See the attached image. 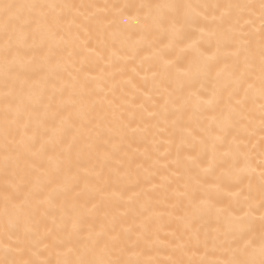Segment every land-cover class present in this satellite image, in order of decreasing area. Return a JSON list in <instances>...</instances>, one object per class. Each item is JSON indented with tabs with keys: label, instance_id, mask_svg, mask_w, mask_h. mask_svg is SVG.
Masks as SVG:
<instances>
[{
	"label": "snow or ice",
	"instance_id": "snow-or-ice-1",
	"mask_svg": "<svg viewBox=\"0 0 264 264\" xmlns=\"http://www.w3.org/2000/svg\"><path fill=\"white\" fill-rule=\"evenodd\" d=\"M209 14L213 23L203 26L201 38L209 43L215 40L217 52L230 45L231 64L219 68L217 55L189 45L196 52L194 72L177 71L173 76L174 66L155 48V41L166 36L168 47H172L187 38L185 26L200 27L201 18L207 20ZM82 33L95 41V47H89ZM84 52L88 53L84 59L108 66L135 60L142 52L148 54L141 64L158 61L149 70L151 87L163 101L159 110H147L143 103H124L147 110L160 131L171 129L169 139L163 142L175 145V158L170 160L174 168L146 155L151 165L143 173L146 183L163 191V203H168L171 192L176 198L172 207L183 213L169 214L180 232H171L173 239L162 245L167 250L166 260L151 255L160 252L162 226L155 227L158 217L150 199L141 204L143 218L135 226L118 228L117 218L112 217L99 229L89 228L87 234L82 230L84 217L90 214L79 203V198L91 191L87 177L95 176L99 183L112 158V152L99 145L111 144L114 133L123 134L131 128L123 119L127 109L110 99L103 87H91L87 75L81 80L69 72L68 81L60 76L69 68L81 72L76 57ZM37 67L40 72L30 74ZM142 79L149 83L147 75ZM126 83L133 93L145 95L135 81ZM193 83H200L208 94H186V86ZM114 90L115 85L110 89L113 95ZM225 93L227 99L222 102ZM98 105L103 117L97 112ZM109 110L111 120L101 124L100 118H106ZM75 120L80 121L79 126ZM192 121L201 130L199 138L193 135ZM86 127L89 135L83 138L81 129ZM73 128L71 139L66 140V133ZM234 130L243 131L248 142L241 143L238 135H232ZM131 131L144 130L137 127ZM185 148L196 149V154ZM85 152L95 163L81 176L79 160ZM29 157L33 158L31 179L22 188L17 183H22L20 165ZM0 177V235L15 241L0 247V264H53L50 258L41 259L45 251H55V264H264V0L199 4L131 0L105 5L0 0ZM130 177L123 162L109 168V178L116 182ZM155 177H159L158 184ZM139 179L138 174L137 182ZM226 183L232 192L227 209L219 206ZM237 188L239 191H234ZM97 192L103 198L104 190ZM60 196L65 201L59 222L53 219L57 227L40 236V216L54 207ZM112 196L122 198L115 191ZM200 221L205 222L203 230L195 227ZM210 241L213 253H219L212 260L207 259L206 251ZM40 244L44 251L39 250ZM201 248L205 256L197 259L195 254Z\"/></svg>",
	"mask_w": 264,
	"mask_h": 264
},
{
	"label": "bare ground",
	"instance_id": "bare-ground-1",
	"mask_svg": "<svg viewBox=\"0 0 264 264\" xmlns=\"http://www.w3.org/2000/svg\"><path fill=\"white\" fill-rule=\"evenodd\" d=\"M22 2V0H19ZM41 2H55V3H92L98 5L105 4H123L125 2H131V0H41ZM134 2H141V0H134ZM144 2H148V0H144ZM151 2H159V0H151ZM181 2H191L195 4L199 3H227V2H258V0H181ZM111 16V14H109ZM211 14L207 20L201 18L200 27H190L185 26L184 32L186 33L185 39L179 40L174 46L168 47V39L166 36H161L155 41V48L160 50L161 54L165 57V59L170 62L174 67L172 69L173 76L176 75L177 71L186 72L190 69L194 72V67L192 64L193 58L196 55L194 48H189V45H195L200 48V50L208 49L209 55H217L219 59V68H224L225 64H231V57L229 53V46H224L223 50L217 52L216 42L213 40L211 43L208 42L206 38L202 39L203 34V26L205 24H212ZM115 27V26H114ZM256 27L259 28V23L257 22ZM82 39L87 40L89 47H95V41L89 39L84 36L83 33ZM148 54L147 52H142L135 60H119L114 62L112 65L108 66L103 63H94L92 59H84L88 56V53H81L76 57V66L78 68H82V71L76 73L74 69L69 68L68 71H63L60 73V76L68 81L71 79L69 76V72H72L73 75H78L81 80L85 78V75L89 78L90 86L93 88L103 87L106 92H109V98L114 99L118 105H123L127 111L124 112V121L126 123H130L131 128L125 129L124 133H114L111 136L112 143L108 145H99L101 149L107 148L108 151L112 152V158L108 161V165L103 169L102 177L97 182V178L95 176H88L87 180L89 182L90 192H87L85 195L79 198V203L82 208L86 207L87 210H90V214H86L84 217V222L81 227L85 234H87L89 228L99 229L102 224H107L108 221L112 219V217L117 218V227L119 228L121 225L135 226L139 224L142 216V208L141 204L146 200H151V206L155 210L156 217H158V223L155 227H161L162 230L159 231L158 235L160 238V243L158 247H160V252L157 253L153 251L151 253L152 256L166 260L168 257L165 254L167 251L162 247L163 244H166L169 240H172L173 237L170 235L171 232L175 231L177 235H179L180 230L177 227L175 220L170 217V213L183 214L182 210L179 208L174 209L172 204L175 203V196L171 192L167 194L168 203H163L165 200V194L159 188H153L152 184H148L143 179L144 168L150 167L151 161L146 159V155H150L153 158H159L161 164L168 163L169 168H174V165L170 164V160L175 158L176 150L175 145H169L163 141L169 139L170 134V126L169 132H162L156 126L157 121L149 115L147 110H159L160 105L163 103L160 96L156 93V91L151 87V81L153 79L152 71L149 70L150 66L155 67L158 63L157 60L152 61H144V55ZM83 63L81 64V61ZM101 69H104L103 74H101ZM40 69L37 67L33 73L30 74H38ZM139 73V75H137ZM147 75L148 84H145L142 79L143 76ZM215 72H213V76ZM93 76L99 77L97 80H92ZM129 79L135 81L140 89L145 92V95L141 96L139 93H133V90L126 83ZM157 79H159L157 77ZM56 83H59V79L57 78ZM113 85H115L114 95L110 91ZM211 85H208L210 88ZM188 91H191L193 94L199 93L201 96H206L208 94L206 88H202L200 83H193L191 85L186 86V94ZM51 92V85H49V93ZM99 95L102 97L104 95L103 92H100ZM67 98V94H65V99ZM59 96H57V102H59ZM227 94L225 93L222 98V102L226 101ZM124 101H133L134 104H144V108L147 110H142L137 107L129 108L128 104H125ZM255 115L258 117L259 112V104L255 105ZM97 112L101 113V117H103V110L100 106H97ZM135 113V116H132L131 113ZM111 120L110 110L109 114L106 118H100L101 124H106ZM184 123H189L188 116H184ZM207 120L204 121L205 125L207 124ZM77 126H79L80 121L75 120ZM258 123V119H257ZM90 127V126H88ZM88 127L81 129V133L83 138H87L89 135ZM139 127L143 129V132L133 133L131 129ZM190 127L192 128L193 135L197 138L202 134L200 128L197 126L195 121L190 123ZM44 130L41 129V132ZM75 132V128L69 129L66 133L65 139L70 140L72 134ZM51 135V132L48 133ZM232 135H238L241 143H247L248 137L243 133V131L237 132L233 131ZM232 135L229 136V140L232 139ZM153 139L157 141L156 144H153ZM259 137H255L253 142L258 140ZM115 145V147H113ZM251 145L249 144V148ZM159 148V151L156 149ZM168 155H164L165 150H169ZM184 151L191 152L193 155L196 154V149L193 148H185ZM33 158L29 157L25 161H21L19 176L22 178L18 180L17 183L21 184V187H25L28 181L31 179L29 173L31 172L30 162ZM75 159V153H74ZM130 161V165H129ZM121 162L124 163L125 169H128L131 172V177L129 179L122 180L120 182H116L113 179L109 178V168L112 167H120ZM38 163V161H37ZM95 163L94 158H90L88 154L85 152L84 155L80 158V172L81 176L84 175L83 170L86 168H91ZM255 163V161H254ZM73 171H76L74 168ZM97 171H100L99 166L97 165ZM161 172L167 171L163 168L160 169ZM139 174L140 179L137 182V175ZM217 174H219L217 172ZM209 179H213L209 177ZM175 180V177H173ZM155 182L159 183V177H155ZM246 186V185H245ZM173 188H176L177 185L174 183L172 185ZM231 185L225 184V189L221 192L219 198V206L227 209L229 204L232 202V192L228 191V188ZM3 188V179L0 177V190ZM80 188L84 189V181L81 180ZM97 189L104 190V196L98 194ZM120 194L122 198L117 199L112 196V192ZM234 191H239V189H234ZM139 194V195H138ZM72 195H75L74 193ZM71 199V196L68 197ZM65 197L60 196L56 200V204L54 207L49 208L47 212L42 213L40 216V223L38 225V231L40 236L48 229H56L57 224L53 223V219L59 222L60 208L64 204ZM95 205V209H94ZM94 209V210H93ZM107 217V219H106ZM205 222L200 221L195 225L196 228L202 229ZM257 231L259 229V224L257 221L256 224ZM211 231V229H209ZM40 237H37L39 239ZM15 241H9L3 235H0V247H3L6 243H14ZM142 247H144L142 245ZM39 250L44 251V245H39ZM145 251L147 249L145 248ZM207 251V259L212 260L215 259L219 253H213V249L211 246V241L209 244V248ZM205 256V250L201 248L199 252L195 254V258H200ZM50 258L55 264L57 259V255L55 251H45L44 256L41 259ZM147 258V257H145Z\"/></svg>",
	"mask_w": 264,
	"mask_h": 264
}]
</instances>
